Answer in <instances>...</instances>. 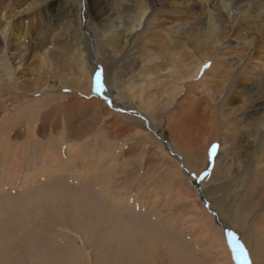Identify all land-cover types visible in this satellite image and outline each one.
<instances>
[{"label": "bare ground", "instance_id": "6f19581e", "mask_svg": "<svg viewBox=\"0 0 264 264\" xmlns=\"http://www.w3.org/2000/svg\"><path fill=\"white\" fill-rule=\"evenodd\" d=\"M6 1L0 0L3 7L0 10V91L3 90L6 93L0 98V167H4L0 174L2 177L0 182L7 180L3 187L8 188L13 185L23 191L30 185L37 184V181L48 179L46 172L49 170L61 165L66 167L76 164L72 168L65 169V174L71 171V182L78 180L79 189L77 190L76 187L73 190L69 189L68 191L71 193L68 192L69 196L66 198L50 193L51 188L48 187V189L44 186L36 187L35 191L25 198L24 196L4 195L1 197L2 195H0V215H15L14 223L8 222L11 227H7L9 225L5 221L7 216L3 221L1 220L3 224L6 222V225H1V223L0 226L3 228L5 226L10 231V228H14L15 224L22 223L24 219L21 221L19 217L28 215L27 208L31 207L35 211L37 210L36 214L43 212L53 215V225H57L68 235L69 233L75 235L77 238L65 236V240L71 242L68 245L75 252L79 245L78 252L84 248L97 247L98 249L102 240L113 235L110 231L109 233L105 231L100 233L99 229L94 232V227L107 229L103 225H108L113 219H117L118 223L123 222L127 225V236L126 233H122L124 237L126 236L122 241L128 243V248L122 250L127 253L126 257L123 255L127 258L125 261L127 264H150L149 261H153L150 260L153 250H156L158 259H162L159 247L164 242L170 246L177 244V241L173 240L172 233L158 229L155 225L153 230L147 224L146 214L145 217L144 214H137L133 210H128L129 213L133 212L128 214L125 209L126 203L130 205L129 208L133 207L134 209L137 205L141 208L146 205L143 202L146 197L141 196L142 199H136L133 192L127 190H124L126 195L122 196L123 201L120 197L116 200V194L115 196L111 195V182L117 180V174H119L117 172L120 169H113L109 164L111 155L108 154V151H100L102 152L99 153L101 161L92 162L84 158L94 156L92 155L94 149L90 150L88 154L83 151L86 144L91 141L96 145H100L102 142V148H109V145H112L111 139L120 142L121 138H125L127 143L126 137L132 136L131 138L134 140H130L133 143L129 148L132 154V148L140 150L139 146H143L137 141H143L147 145V149L151 148L150 151L156 148L162 155H165L170 165L179 162V166L176 167L178 169L173 175L185 181L183 185L188 190L187 193L185 195L180 191L177 193L185 199L191 200L195 197L191 189L194 175L201 168H203L201 172L208 175L201 183L202 200L204 201L205 196L209 205L207 211L217 221L218 228L214 224L213 227L217 232H220L221 237L217 232L214 235L211 234V226L208 222H203V224L198 222L200 227L198 230L206 232L209 248L215 251L213 259L216 264H235L227 246L241 244L243 241L246 242V248L249 249V251L247 249L248 254L244 259V264H251L252 261V264H264L262 262L264 259V110L262 109L264 63L259 65L261 62L257 58L261 53H264V50L258 49L255 40L249 39V34L245 33V29L242 28L243 24L247 23L245 20L248 19H243L247 13L246 7L252 9L254 14V31L258 36L263 35L264 0H109L112 1L109 13H105L99 8L100 4L104 3L103 0H85L87 4L82 14L84 25H82L80 14L77 16L75 8L73 9L74 5L70 4L68 0L65 7H61L63 21L71 16L74 19L73 29L75 31L69 40L71 47L75 48L73 54L77 56L76 62L82 66L86 59L90 65H93L96 50L101 49L107 52L109 48L106 45L111 47L115 55H120L124 48L132 51L130 46L137 35L141 33L138 39L142 42V46L138 51L136 63L129 64L130 68L137 69L141 63L146 61L130 83V89L138 91L137 95L133 94L129 99L125 92L115 93L114 83L121 89L122 82L115 78V75L118 77L119 71L112 67L111 69L106 66L107 74L103 75L104 84L107 92L114 95L116 107L126 109V105L136 102L138 109L145 112L149 120L155 123V132L160 136L167 137L168 142L161 138L156 140V133H153L155 138L151 136L150 133L153 131L150 123V133H148L144 131L138 121L130 119L132 116L118 113L119 109L111 110V99L110 102L107 101L110 105V108H107L104 102L77 97L76 91L85 93L87 96L91 93L93 89L92 74L85 73L84 78L80 77L76 83H68L67 87H55L46 81L33 89L30 86H24L25 89L20 91L19 71L28 61L35 62L39 69L50 68V58L59 49L55 43L56 35H54L55 38H49V35H52L50 27L57 25L61 18L59 19L51 11L53 0H15L11 13L4 8ZM119 1L122 9L117 11L118 7L114 3ZM127 3L135 4L136 7L129 8ZM96 6L98 12L96 16L90 18V11L92 12V8ZM6 7L10 8V3ZM35 9L39 11V16L44 17L42 20L38 16L39 21L43 22L37 29L33 27L35 16L32 14ZM166 17L173 19L175 23H165L163 19ZM156 19L159 20V23L156 24L152 21L154 26L148 27L151 20ZM92 22H96L97 26L100 25L101 30L99 31L96 27L90 28ZM107 23H111V25L105 28ZM55 31L56 28L53 33ZM146 33L148 34L146 35ZM178 37L181 40H186L188 45H182L183 41H179ZM48 39L50 40L46 43L45 41ZM118 41L123 42V46H119ZM232 44L235 47L231 48ZM241 45L247 50H253L255 47L256 54H249L245 57L244 54L237 55L229 59L226 62L227 65L224 64V70L228 69L225 74H222L221 71L217 72L218 64L222 62V59L224 60L218 55V51L231 49L230 51L234 53L235 48ZM118 47L122 48V52L115 51ZM148 47L153 49H148ZM178 47L180 48L179 53L176 51ZM194 51L199 53L198 62H193V66H189V60L194 59ZM63 55L68 56L66 53ZM132 55L133 53H129V56ZM99 61L102 60L96 59L94 64H98ZM158 61L159 64H157ZM208 62H211V67L203 70V66ZM256 67H259L260 71L256 70ZM98 72H100V67ZM164 74H171V80L167 84L161 80ZM198 75L200 80L196 81ZM209 78H218L219 87L216 88ZM144 80L147 87L156 88L158 93L159 90L161 91L159 95L157 94L158 102L146 99ZM63 90H67L69 93L62 94ZM191 90L198 91V95L191 94L193 93L189 92ZM9 95L11 98H8ZM58 99L63 103L61 111L57 109L56 100ZM121 111L124 110L121 109ZM99 123L104 126V131L102 130L101 134L98 131L95 132ZM121 131L124 134H121ZM119 133L120 135H117L119 138L114 136ZM126 134L128 136H125ZM200 139L207 142V145H201ZM216 141H221V147L215 158L213 169L207 172L208 147L214 146L213 142ZM226 141L231 144L228 146ZM34 142L43 146V150L40 152L31 150L30 144L33 145ZM245 142L247 144L243 146ZM99 145L98 150L101 148ZM85 150L88 149L85 148ZM170 153L173 157L170 156ZM129 157L131 156L129 155ZM83 160H86L87 163H84ZM106 168L109 169L108 173L105 172ZM54 173L56 171L50 174ZM17 174L21 175L20 178L15 177ZM170 174L172 175V173ZM97 178L100 179L96 184ZM51 182L53 184L51 187H55V182L58 183L54 180ZM97 186V192L107 188L106 193L96 194L92 188ZM155 197L159 199L157 194L153 195V198ZM64 200L66 204L61 208L59 205ZM195 201L198 203L197 200ZM195 201L193 204L198 211L206 214L201 215L202 220L213 221L207 214L208 212H204L199 203L197 204ZM106 204L112 205L114 208H109ZM125 214L132 218L127 219ZM194 217L197 218L196 215ZM66 220L68 223L73 222L72 227L71 225L70 228L68 227L69 229L66 226ZM63 221L66 224H63ZM92 221L96 223L92 225ZM195 223L197 224L196 219ZM63 228H67V230ZM224 231L226 235L236 233L238 238L227 245ZM12 232L10 231L9 235L4 231L0 232V245L8 243L9 252L12 251L10 245L14 242V240L11 241L13 239ZM118 234L114 236L117 237ZM6 235L8 237L5 240L3 236ZM28 237L30 238V236ZM139 238L140 240H138ZM23 239L25 241H21V243L20 239H17L19 246L14 243V247H17L20 253L27 251L25 249L33 253L37 251L29 246V243L26 242L27 239ZM41 239L40 241H44V243L47 241L44 238ZM109 239L111 238L106 240ZM183 241H181L182 244ZM49 243L44 244V248L52 247L53 254L36 257L47 262L46 264L63 253L56 252V247H53L54 243L51 241ZM118 245L120 244L118 243ZM154 245L155 249H153ZM183 247L185 248V245ZM44 248H40L39 254ZM119 248H116L117 251ZM169 248L164 247L167 255L177 252L175 247L176 251L174 252L172 248ZM178 248L180 249V247ZM243 252L245 254L244 249ZM6 253L8 252H3V250L0 252V260L1 257L8 258L5 257L8 256ZM150 253L151 255L148 257L147 254ZM66 256L63 254L62 260L69 258ZM173 257H168V264H182V259ZM119 258H121L120 255ZM65 262L63 261V263ZM153 264L162 263L153 261Z\"/></svg>", "mask_w": 264, "mask_h": 264}, {"label": "rangeland", "instance_id": "374dc122", "mask_svg": "<svg viewBox=\"0 0 264 264\" xmlns=\"http://www.w3.org/2000/svg\"><path fill=\"white\" fill-rule=\"evenodd\" d=\"M68 1L70 2V4L74 5L73 9L75 8L77 16H78V14H80L82 25H84L85 22H84L82 14H83L85 5L87 4V1H85V0H78L76 2L74 0H68ZM66 2H67V0H53L51 3L52 4L51 11L53 12V14L57 15L59 17V19L62 17L61 7H65ZM103 2L104 3L100 4L99 8L102 9L105 13L111 12L110 6H111L112 1L103 0ZM8 3H10V5H11L10 8L6 7ZM114 4H115V6L118 7L116 9L117 11L122 9V5H121L120 1L118 3L115 2ZM14 5H15V0H7L4 3V6H5L4 8H5V10L8 9L7 11H10L9 13H11V11H13ZM126 5H128L129 8H135L136 7L135 4L127 3ZM2 8L3 7L0 4V10H2ZM37 9L34 10L35 15H33L34 13L32 14V16H35V18H33V27H36V29L43 22V21H39V18H41L42 20L44 19L43 16H39L40 14H39V11H37ZM123 10H125L124 7H123ZM35 11H37V12H35ZM245 11L247 13L243 17V19L244 20H245V18H248V19L245 20L247 23H244L242 28L245 29V31H244L245 33L249 34V39L255 40L256 47H258V49H260V50H264V33H263V35L261 34V36H258L256 31H254V27H253V15L254 14L252 13V9H248L245 7ZM97 12H98L97 6L93 7L92 12L90 11V18H93L94 16H96ZM0 15H1V11H0ZM38 16H39V18H38ZM64 18H65V16H64ZM73 20L74 19L72 18V16L65 18L64 21L61 18L60 22L57 25H54V26L51 25L50 28H51L52 35L50 34L49 38H51V37L55 38L54 35H56L55 43L57 44L56 47H58L59 49H57L56 50L57 53L53 54L50 58V65H51L50 68L44 67V68L39 69V66L36 65L35 62L31 63V61H28V63H26V65L20 69L19 75H18V79L20 80V83H21L20 91L21 90L23 91L25 89L24 86H28V87L30 86V88L33 89V88H35V86L42 85L46 81H48L49 84H51L55 87H58V86L59 87H67L68 83H76L80 80V77L84 78L85 73H88L89 75L92 74L91 79H92L93 89L91 90V93L89 94V96H87V95H85V93H81L79 91H76L77 97L87 99V100L94 99V100H96L98 102H102V103L104 102V105L107 108H110V105L107 103V101L109 100V102H110V99H111V102H110L111 110L119 109L120 111H117L118 113L124 114L126 116H130V117L132 116V118H130V119H132V121H138L139 124L142 125L144 131H147L148 133H150V131H149V123H150V127L153 131L150 133L151 136L154 138L157 136V138H155L156 140H159L161 138V140L165 139L168 142L169 140L167 137L160 136L155 132V129H154L155 123H153L149 120V118L145 114V112L138 109L136 102H133L132 105H129V104L126 105L125 106L126 109L119 108L118 105H117L118 107H116L114 105V104H116V103H114V101H115L114 95H110L106 90L104 95L98 96L94 90L95 89V79H96L97 74H99L101 76V82H102V84H104L103 75L107 74V70H106V66H107L110 68L112 67L114 70L117 69L119 71L118 77L115 75V78H117V80L122 82V88L119 89L116 86L117 84L114 83L115 93L116 92L117 93L125 92L126 95L128 96V98L133 94L137 95L136 93L138 91H133L132 89H130V87H131L130 83L135 79V75L137 73H139V71L141 70L140 69L141 66L144 65L146 63V61H145V63H141L140 66L137 67V69L130 68L129 64H131V63L135 64L136 63L138 51L140 50V47L142 46V42L138 39V36L141 33H139L137 35L136 39L131 44L130 49H132V51L127 50V48H124V50L122 52V50H121L122 48L118 47V49H115V51L116 52L121 51L123 54L121 53L122 55L121 54L115 55V54H113L111 47L109 45H106L109 48V50L107 52H104L101 49L96 50L97 53L95 54L93 65L92 64L90 65V63L86 59L84 66H82L78 62H76L77 56H75L73 54L75 51V48L71 47V41L69 40L70 36L75 31V29H73V26L75 25V22ZM163 20H165V23H167V24L168 23L169 24L175 23V21L169 17H166ZM26 21L29 22V20H26ZM152 21L155 22L156 24L159 23V20H157V19L151 20L148 27L154 26V23ZM0 22H1V20H0ZM121 22L124 23V21H121ZM91 24L92 25L89 24L90 28L96 27L99 31L101 30L100 25L99 26L95 25L96 22H92ZM167 24H166V26H167ZM109 25H111V23H107L105 28H107V26H109ZM54 28H56V31L53 33ZM147 34L148 33H146V35ZM177 39L179 41H183L182 45H186V46L188 45V42L186 40H184V39L181 40V38H179V37ZM49 40L50 39L46 40L45 42L47 43V42H49ZM118 42H119L118 43L119 46H123V42H120V41H118ZM190 45H191V43H190ZM233 47H235L234 44H232L231 48H233ZM148 49H153V48L148 47ZM100 50H101V52H100ZM179 50H180V48L178 47L176 49V51L179 53ZM230 50L225 49V50H219L218 51V55L220 57L224 58V60L222 59V62H220L218 64L217 72L221 71L222 74H225V71L228 69L224 70L225 69V68H223L224 64L227 65L228 63H226V62H228L229 59H232L237 55L244 54V57H245L249 54H256V48L255 47L253 50L252 49L247 50V49L243 48V45L235 48L234 53H233V51H230ZM64 53L68 54V56L63 55ZM129 53H133V55L129 56ZM224 55H225V57H224ZM198 56H199V53H196L194 51V59L189 60V66H193V64H192L193 62L194 63L198 62ZM257 58L261 62V63H259V65L264 63V53H261V55L258 56ZM96 59H99L102 61H99L98 64L97 63L94 64ZM157 64H159V61ZM210 65H211V62L206 63L203 66V70H207ZM99 67H100V72H98ZM255 69L260 71L259 67H256ZM92 71H93V73H92ZM170 77H171V74H168V75L164 74V76L161 78V80L167 84V83H169V80H171ZM199 78H200V76L198 75L196 78V81L200 80ZM209 80H211V83L215 84L216 88H217V86L219 87V84H217V82L219 81L218 78L217 79L216 78H209ZM212 80H213V82H212ZM143 85L145 86L144 88L146 91V95H145L146 99L158 102L159 100L157 99V97H158L159 93H161V91L159 90V93H158L156 88L147 87L145 80L143 81ZM220 85H222V84H220ZM104 86H105V84H104ZM105 89H106V86H105ZM62 92H63L62 94H68L69 93L67 90H63ZM139 92L141 94V91H139ZM189 92L190 93L193 92V93H191L193 95H195V94H196V96L198 95V91H196V90H191ZM3 95L5 96L6 93L3 90H1L0 91V98ZM8 98H11V95H9ZM105 99H106V101H105ZM0 101H1V99H0ZM56 103H57V109L59 111H61L63 109L62 108L63 103L60 102L59 99L56 100ZM262 104H263L262 109L264 110V102ZM121 109L124 111H121ZM179 109L180 108L178 107V110ZM97 127L98 128L95 129V132L98 131V133L101 134L104 131L103 124L99 123V126L97 124ZM153 133H156V136ZM121 134H124V133L121 131ZM117 135L119 136L120 133L115 134L114 136L118 137ZM125 136H128V134H126ZM131 137L132 136L126 137V139H128L127 143L125 141V138H121L120 142L116 139H111L112 145H109V148H105V147L102 148L103 145H101L102 142H100L101 144L100 145L98 144L99 147H101L99 150H98V145H96L94 142L91 141V142L87 143L85 146V148H87L88 150H85V148H84L83 151L88 154V152L90 150L94 149V151H92V155H94V156L84 157V158L87 159V161H92V162L101 161L102 159L100 158L99 153H102V152H100V151L101 150L108 151V154L111 155V161L109 164H111L113 169H120L117 172V173H119V174H117L118 175L117 180L114 182H111V185H112V187L110 188L111 189V195L115 196V194H116V196H115L116 200L120 197L121 201H123L124 199L122 198V196L126 195L124 190H127L129 192L132 191L133 196H135L136 199H142V197H144V198L146 197L143 200V202L146 205H143L141 207L142 209L139 207V205H137L134 209H133V207L129 208L130 205H128L126 203L127 207L125 209H126L127 213L128 214L133 213V212H135L137 214L140 213V214H144L143 216H145V217L147 215V217H148L147 224L150 225L152 227V229L154 228V225H155L158 229L172 233L173 240H174V242L177 241V244H175L174 246H170L168 244L166 245L164 242L163 245H165V246L159 245L160 247L158 249L159 253H160V257L161 258L163 257V258L159 260L158 257L156 256V253H155L156 250H153L154 251V252H152L153 257L150 256L151 253L147 254L148 257L150 256V260H153L155 263H158L161 261L162 264H168V262H169L168 257L174 256L173 258H175V259H180V260L182 259L181 260L182 264L183 263H185V264L186 263L187 264H195V263H197V264H216L215 260L213 259L215 251L209 248L208 236H206V232H204L203 230L202 231L198 230L200 228L198 222H200L202 224H203V222H206V223L208 222L209 226H211L210 230H211L212 235L216 234V232H217L215 230V227H213V224L216 226V228H218L217 227L218 225L216 224L217 221L214 220L213 215L212 214L210 215L209 212L207 211L209 205H208V201L205 198V196H204V201L202 200L201 183L206 178V176H204L205 173L201 172L203 168H201L199 170V172L194 175V178L192 179V186L191 185L190 186L194 192V196H195L194 199L196 198L195 200L198 201L199 205L202 207V210L204 212H206V213L208 212L207 214H209L211 216V218L213 217L212 218L213 221L202 220L203 218L201 217V215H206V214L198 211L197 207L193 204V201H195L194 199L188 200V199H185L183 196H180L179 194H177V193L182 192L185 195L187 193L186 191H188L184 188V185H183L184 184L183 182H185V181H182L181 178H179L177 175H176L177 177H175V175H173V174H175L174 172L178 169L176 167L179 166V162L177 161L176 164L170 165V163L167 161V158L165 157V155H162V153L158 149L153 148V147L152 148L154 150L150 151L149 149H151V148L147 149L146 148L147 145H145V143L143 141L142 142L137 141V143H140L143 146H139L140 150L139 149L136 150V149L132 148V152H133V154H132L131 151H129V148H131L130 145L133 143L132 141H130L131 139H133ZM200 141H201L200 142L201 145H203V146L207 145V142L205 143L201 139H200ZM221 141H222V139H221ZM220 142L219 141L213 142L214 146H218V150L221 147ZM115 143H117V144H115ZM226 143L228 146L231 144V142H229V141H226ZM246 144H247L246 142L243 143V146H246ZM34 145H35V149H34ZM211 146L208 147L209 148V151H208L209 165H208L207 172H210V170L213 169L214 161H215V158H216L217 153H218V150H217L215 157H212L211 156ZM114 147H116L117 149ZM30 149L40 152L43 150V146H39L38 144H36L34 142L33 145L30 144ZM129 155L131 157H129ZM134 155H137V156H134ZM171 155L172 154L170 153V156ZM171 157H173V156H171ZM87 161L83 160L84 163H87ZM162 164H163V166H162L163 169L161 167ZM75 165L73 164V165H69L66 167H63L61 165L58 168L51 169V171L49 170L48 172H46V174L48 173L47 174L48 179L46 178L45 180L37 181V184L30 185L27 189H25L23 191L20 190V188L18 186H13V185L9 186L8 188L3 187V185L7 181V180H3L2 182H0V195H2L1 197H4V195L24 196V198H25V197H29L30 194L35 191L34 189L36 187H38V186L43 187L44 186L47 188L48 187L51 188L49 190L50 193H52L54 195H58L59 197L62 196L64 198H66V196H69V195H67L69 192L68 191L69 189L73 190L74 187H76L77 190L79 189V186H77L78 180L71 182L72 181L71 180L72 177L70 175L71 171L67 172V174H65V169H68V167L72 168ZM164 166H165V168H164ZM3 168L4 167H0V174L3 172ZM108 170L109 169L106 168L105 172L108 173L109 172ZM54 171H56V173L50 174L51 172H54ZM170 173H172V175ZM202 174H203V176H202ZM199 175H201V176H199ZM20 176L21 175L17 174L15 177L20 178ZM15 177H13L14 178L13 180H15ZM1 178L2 177L0 176V179ZM191 178H192V176H191ZM99 179L100 178H97L96 184H97ZM52 180L58 182V183L55 182V184H56L55 187H51L53 185L51 182ZM12 187H15V188H12ZM20 187H21V184H20ZM92 189L96 192V194H105L107 191V188H106L103 191H101V189H100V191L97 192L96 190L98 189V186L93 187ZM121 191H122V193H119ZM178 191H180V192H178ZM69 193H71V192H69ZM175 193L178 197L175 195ZM155 194H157L159 199H157V197L153 198V195H155ZM166 195H168V196H166ZM65 200L63 201L64 203L62 202L59 205L61 208H63L65 206V204H66ZM106 205L109 208L113 207L112 205H109V204H106ZM18 210H20V209H18ZM128 210H130V211L133 210V212L129 213ZM27 211H28V215H22L19 212V214L24 216V217H19V218H21L20 220L22 221L24 219L26 221L23 220L21 224L20 223L15 224V226L17 225V227L14 226V228H12V229L10 228V231L11 232L13 231L12 232L13 239L11 241L14 240V242H12L10 245V247L12 248V251H10L11 253L8 251V247H9L8 243H5V245H3V244L0 245V250L2 249L3 252H5V251L8 252V253H6V254H8V256H5L8 258L1 257L0 264H46L47 262H43L42 259H37L36 257L40 258L41 256H43L45 254L49 255V256L51 254H53L54 251L52 250V247L51 248L49 247L48 249L44 248V244H46V243L50 244L49 241L54 243L53 247L57 248V249L55 248L56 252L57 251L63 252L59 255L58 258L55 257L52 260V262H50L49 264H125V263L127 264V262H125L127 260V258H125L127 255H125V254H127V253L122 252V250L124 251L128 248L127 247L128 243L126 244V241L123 242L122 240H125V237L127 236L128 230L126 228L127 225H125L123 222L118 223L117 219H115V220L113 219L112 222L109 223L108 225L107 224L103 225V227H107V229H101V228L94 227V230H93L94 232H96L97 229H99L98 231H100V233H103V231H105L106 233H109V231H110V233L113 236L108 237V238H111L112 240L109 239L107 241L106 239H108V238L102 240L100 245H99L100 247H98V249H97V247L96 248L95 247L94 248H84L83 250L80 249L81 251L78 250V252H77V249L79 248L78 247L79 245H78L76 247V252L79 254V256H78V254L70 248L71 246L68 245L71 242L65 240V238L69 237V236L71 238H77V237H75V235H71L70 233L68 235L65 233V231H63L59 227H57V225H55V224L53 225V218H54L53 215L46 214L43 212L40 214L39 213L36 214L37 210L35 211V209H33L31 207H28ZM125 215H126V217H128L127 219L132 218L131 216H129L127 214H125ZM194 215H196L197 218L194 217ZM6 216L7 215H2V216L0 215V224L2 223L1 220L3 221ZM9 216H7L8 218L6 217V219H5V221L7 223L8 222L11 223V221L13 222V220L15 221V215H9ZM136 216H139V215H136ZM195 219L197 220V224L195 223ZM125 221H126V219H125ZM58 222L60 223V221H58ZM5 223L4 224L2 223L1 225H6ZM66 223L64 222L63 224H66L67 228L70 225H71V227L73 225V222L68 223L67 220H66ZM95 223L96 222H94V221L91 222L92 225H94ZM123 224L125 227L123 226ZM7 227H11L10 224L7 225ZM122 227H123V229H122ZM4 228H6V227L4 226ZM4 228L2 226H0V229H3V230H0V232L3 233V231H4L6 234L9 235L10 234V231H8L9 228H6L7 229V230L5 229L6 231L4 230ZM67 228H63V229L67 230ZM125 229H126V232H125ZM25 231H27V232H25ZM113 231H115L114 234H113ZM120 232H121V236H123V237L120 236ZM123 232H124V234L126 233L125 237H124V234L122 235ZM78 233H80V232H78ZM117 233H119L117 235V237L114 236ZM217 234L221 237L220 232H217ZM234 234L229 233L226 235L225 231H224V236H225L227 245L230 244L231 241H234L235 239L238 238L236 236V233H234ZM8 235L3 236L4 237L3 239L6 240ZM26 235H27V237H26ZM28 236H30V238ZM40 237L44 238L47 241H45V243H44V241H40V240H42ZM112 237L114 239H116L115 240L116 242L114 241V239ZM23 238H25V239L29 238V239H27L26 242L29 243V246H32L34 248V250H37V251H34V253H33L32 251L30 252L28 249H25L27 251H24V253H20L18 251V248L14 247V243L17 246H19L20 245L19 242L21 243V241H25ZM144 238H145V236H144ZM17 239L18 240L20 239L19 242ZM120 240H121V242H120ZM138 240H140V238ZM145 240H147V239H145ZM183 240L185 241L187 246ZM141 241H143V240H141ZM181 241H183V244L181 243ZM118 243L120 245H118ZM32 244H34V245H32ZM79 244L81 245L80 241H79ZM121 244H124V245H121ZM183 245H185V248L183 247ZM234 245H236L237 247L243 248L245 250V254H246V257L244 256V259L247 258V254H248L247 249L248 248H246V242L243 241V242H241V244L237 243ZM104 246H105V248H102ZM125 246H126V248H125ZM176 246L180 247L181 250ZM230 246L231 245H228L227 248L232 255V251H231ZM164 247L165 248L170 247L169 249L172 248L173 252L176 251L175 250V248H176L177 252L173 253L172 255H169V254L167 255ZM40 248L41 249L44 248L43 251H41L42 252L41 254H39V250H41ZM116 248H119L118 251ZM153 249H155V245L153 246ZM2 250L0 252H2ZM70 250L72 251V253ZM101 251H103V252H101ZM248 251H249V249H248ZM97 253H99V254L96 255ZM181 253H182V255H181ZM63 254L67 255L69 258L66 260H62ZM115 254H117L116 257H115ZM22 255H24V256H22ZM34 255H37V256H34ZM119 255L121 258H119ZM161 255H163V256H161ZM67 256H66V258H67ZM82 257H83V259H82ZM232 258H233V256H232ZM63 261L64 262L66 261V262L63 263ZM153 261H149L150 264H153ZM121 262H123V263H121ZM252 262H251V264H252ZM262 262H264V259L262 260ZM244 263H245V260H244L243 264ZM235 264H237V263L235 262Z\"/></svg>", "mask_w": 264, "mask_h": 264}, {"label": "snow or ice", "instance_id": "6c2138e0", "mask_svg": "<svg viewBox=\"0 0 264 264\" xmlns=\"http://www.w3.org/2000/svg\"><path fill=\"white\" fill-rule=\"evenodd\" d=\"M94 90H95V92H96V94L98 96L104 95V93L106 91L104 84H102V82H101V76L99 74L96 75V79H95V89ZM217 150H218V146H212V148H211V156L212 157H215V155L217 153ZM206 175L207 174H205V176Z\"/></svg>", "mask_w": 264, "mask_h": 264}, {"label": "water", "instance_id": "95a60500", "mask_svg": "<svg viewBox=\"0 0 264 264\" xmlns=\"http://www.w3.org/2000/svg\"><path fill=\"white\" fill-rule=\"evenodd\" d=\"M231 248H232V256H233V258L235 257L236 258V260H238V250H237V246L236 245H234V244H232L231 245Z\"/></svg>", "mask_w": 264, "mask_h": 264}]
</instances>
